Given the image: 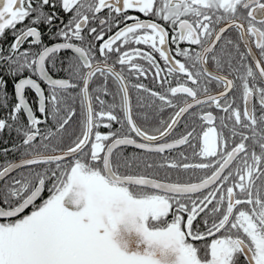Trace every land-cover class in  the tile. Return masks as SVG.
<instances>
[{"label":"snow or ice","instance_id":"obj_1","mask_svg":"<svg viewBox=\"0 0 264 264\" xmlns=\"http://www.w3.org/2000/svg\"><path fill=\"white\" fill-rule=\"evenodd\" d=\"M6 31L13 40L0 42V107L11 99L5 76L16 102L0 132L22 141L2 151L0 264H264V0H0V38ZM62 50L72 55L61 59ZM58 65L82 86L54 78ZM125 72L137 81L151 73L161 90L129 86ZM94 78L103 83L90 91ZM109 78L119 104L103 98L115 100ZM130 87L152 98L138 97V107L173 110L151 132L134 119ZM70 122L79 130L69 132ZM129 146L159 154L187 146L191 156L154 164L126 155ZM17 151L18 162L7 158ZM134 166L189 176L157 179Z\"/></svg>","mask_w":264,"mask_h":264},{"label":"flooded vegetation","instance_id":"obj_2","mask_svg":"<svg viewBox=\"0 0 264 264\" xmlns=\"http://www.w3.org/2000/svg\"><path fill=\"white\" fill-rule=\"evenodd\" d=\"M46 10L51 11V9H46ZM56 11L59 13L60 17L63 18L64 22H67V20L69 19V16L66 15L59 7H57ZM128 14L129 15L139 16L141 19H145L143 14L136 13L133 10H129ZM101 15H103V13ZM59 22L60 21H56V23H59ZM24 23L27 24L28 20H26ZM128 23H132V21H128ZM120 26L123 27V24H121ZM18 27H20V26L18 25ZM40 30L45 33V35L43 36V40H44L45 44L51 46L53 43L57 42L55 40L49 39V35L50 34L47 33L46 26L44 24L40 25ZM116 30L117 29L114 28L113 32L116 31ZM55 31H56V29L53 28L52 32L54 33ZM231 35H232V38L235 39L237 34L235 33V31H233L231 33ZM12 40H13V37L7 31L5 33V38H0V42H2L5 47L10 45ZM181 46L183 47L184 45L182 44ZM133 47H137V46L133 45ZM138 47H140V48H142L144 50H148L146 48V46H144V45H139ZM251 47L253 48L254 52L258 51V50H255V45L254 44H252ZM23 48H28V44L27 43L24 44ZM241 48H242V50H245L243 48V45H241ZM57 55L61 59L66 60V58L69 57L72 54L62 50ZM156 57H157L159 63L161 64V66H163V61L159 60L158 54H156ZM180 59H183V58H180ZM138 62L141 63V64H144L147 67L146 61L138 60ZM64 66L67 67V62L65 63ZM116 67H117V70L119 71L120 67L118 65ZM50 74L54 78L70 79L71 82L80 84L82 86V81H77L74 78H71L70 73L60 69L59 65H58V68L57 69H53ZM124 75L126 77L127 82L129 83V86L132 83L141 82V83L145 84L148 88H150L152 90H155V91H160L161 90L160 87L157 84L154 83L151 73H149L147 78L140 77L139 81H137L135 77H129L127 72H125ZM161 75H163V73ZM4 78L6 80H8V84L6 86L5 91L10 95L11 99L9 100V107L7 109H4L3 107H0V117L7 118L8 114L11 111V106L16 101H15V98H14L13 82L11 80H9V78L6 77V76ZM181 79L183 80L184 78L181 77ZM101 83H103L102 79L97 80L96 78H94V82L90 83V91H92V89H94L98 84H101ZM237 84H239V81H237ZM173 86H175V80H173ZM108 87H109L110 93H113L115 95V100L113 98V95L104 96L103 98L108 103L115 102V103L119 104L120 95L121 94L118 91V85L111 78H109ZM210 90L214 93L217 90V85L215 83H213L210 86ZM69 91H78V89L77 90H71L70 89ZM129 95H130V103H131V106H132L133 115H134V119L136 120V123L138 124V126H140L142 128H145L146 130H148L150 132L153 131L154 127L159 126V120H158L157 117L162 118V119H167L169 114L173 111L171 108H166L163 113H157L154 106L152 108H148V107L140 108V107L137 106L138 105V97H143V101L142 102L145 105H147V104L151 103V99H152L149 96V94L148 93H144V92H137L135 89H132L130 87ZM26 98L28 99L29 104L33 107L34 113L38 116V118H40L41 114L37 111L36 97L34 96V93H32L31 91H26ZM93 103H94V107L98 108V105H96L95 100L93 101ZM156 103L158 104L159 101H156ZM75 107L79 111V100H77V102L75 104ZM206 110H212L214 112V114H216V115H221L222 114V113H219L215 109H206ZM116 114L119 115L121 118L123 117V113H122V111L119 108L116 109ZM141 114L146 115L148 119L147 120L143 119L141 117ZM23 117H25L26 121H27L26 114L22 112V113L19 114V119L21 120V118H23ZM48 120H49L48 124H41V125L38 126V127L41 128L42 131H47L48 130V128H49V126L51 124V118L48 117ZM188 121L189 122L191 121V117H188ZM9 123H11V121H9ZM70 123H71V127L66 126V127H68V131L69 132H71L73 128H76L77 130H79V125L77 123H75V122H70ZM112 127H113V129H119L120 128V124L113 122ZM183 127H184V119L182 118V121L177 126L173 136L167 137L166 141L170 142L173 138H175V136L179 132H181L183 130ZM51 130L53 132H55V128L54 127H52ZM100 130L102 132H107L108 131L107 129H104V128H101ZM132 135L134 136V134H132ZM166 141H161V143L166 142ZM178 151H184L187 155L191 156V149L188 148L187 146H181L180 149L173 150L171 152H166L164 154L142 153L141 150H137V149H134L133 147L129 146V147L126 148L125 154L127 155V154H132V153H141V155L146 157L149 160V162L155 164L157 162L162 161V157L163 156H170V157L176 158ZM196 162H199V158H197ZM153 171L159 172V175L156 177L157 179H163L164 176H165V171H167L168 173L171 174V178L173 180H176L177 178H179L181 181H184V180L188 179V176H189V173H184V172H181V171L176 170V169H166V170L155 169L154 170V169H145L143 167L135 168V166L132 169V173L133 174L144 173L145 175H147V174L152 173ZM189 172H191V170H189ZM197 175H200V173L197 172ZM46 194L48 195V193H46ZM37 202H39V200ZM30 211H31V208L26 210V212H30Z\"/></svg>","mask_w":264,"mask_h":264},{"label":"trees","instance_id":"obj_3","mask_svg":"<svg viewBox=\"0 0 264 264\" xmlns=\"http://www.w3.org/2000/svg\"><path fill=\"white\" fill-rule=\"evenodd\" d=\"M21 124L27 126L26 118L23 117L20 120ZM22 141V136L18 135L15 130L9 132L8 129H5L3 132H0V163H3L5 160V156L2 154V151L7 148H11L13 145L19 144ZM22 151V149L20 150ZM20 151L15 153L8 152L7 158L9 160H17L20 158ZM47 192L43 194V196L47 197Z\"/></svg>","mask_w":264,"mask_h":264},{"label":"water","instance_id":"obj_4","mask_svg":"<svg viewBox=\"0 0 264 264\" xmlns=\"http://www.w3.org/2000/svg\"><path fill=\"white\" fill-rule=\"evenodd\" d=\"M19 160V159H18ZM18 160H16L18 162Z\"/></svg>","mask_w":264,"mask_h":264},{"label":"bare ground","instance_id":"obj_5","mask_svg":"<svg viewBox=\"0 0 264 264\" xmlns=\"http://www.w3.org/2000/svg\"><path fill=\"white\" fill-rule=\"evenodd\" d=\"M16 161V160H15Z\"/></svg>","mask_w":264,"mask_h":264}]
</instances>
